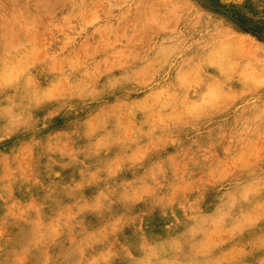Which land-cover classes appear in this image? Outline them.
<instances>
[{
  "label": "rangeland",
  "instance_id": "374dc122",
  "mask_svg": "<svg viewBox=\"0 0 264 264\" xmlns=\"http://www.w3.org/2000/svg\"><path fill=\"white\" fill-rule=\"evenodd\" d=\"M262 7L0 0V264H260Z\"/></svg>",
  "mask_w": 264,
  "mask_h": 264
},
{
  "label": "snow or ice",
  "instance_id": "6c2138e0",
  "mask_svg": "<svg viewBox=\"0 0 264 264\" xmlns=\"http://www.w3.org/2000/svg\"><path fill=\"white\" fill-rule=\"evenodd\" d=\"M261 16L262 19H264V7L261 9ZM257 40L259 41V49L260 51H264V36L257 37ZM255 46V42H254ZM4 87H10L9 84H5ZM42 102L40 98H38V103ZM190 108V113L191 114L193 111H198V106H189ZM261 172L264 173V164H261ZM261 199H264V192H261L260 194ZM260 226L262 229H264V217H261V223ZM124 264H136L134 261H125ZM238 264H241V262H238ZM260 264H264V260L260 262Z\"/></svg>",
  "mask_w": 264,
  "mask_h": 264
},
{
  "label": "bare ground",
  "instance_id": "6f19581e",
  "mask_svg": "<svg viewBox=\"0 0 264 264\" xmlns=\"http://www.w3.org/2000/svg\"><path fill=\"white\" fill-rule=\"evenodd\" d=\"M27 26H28V24H27ZM24 29V28H23ZM98 47V46H97ZM147 106V105H146ZM161 117V116H160ZM154 120V119H153Z\"/></svg>",
  "mask_w": 264,
  "mask_h": 264
}]
</instances>
